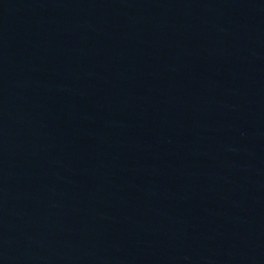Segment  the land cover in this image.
Wrapping results in <instances>:
<instances>
[{"label":"water","instance_id":"95a60500","mask_svg":"<svg viewBox=\"0 0 264 264\" xmlns=\"http://www.w3.org/2000/svg\"><path fill=\"white\" fill-rule=\"evenodd\" d=\"M0 264H264V0H0Z\"/></svg>","mask_w":264,"mask_h":264}]
</instances>
